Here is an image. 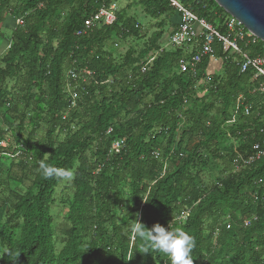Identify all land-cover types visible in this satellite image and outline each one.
Listing matches in <instances>:
<instances>
[{
	"label": "trees",
	"instance_id": "1",
	"mask_svg": "<svg viewBox=\"0 0 264 264\" xmlns=\"http://www.w3.org/2000/svg\"><path fill=\"white\" fill-rule=\"evenodd\" d=\"M118 1L0 0V264H171L133 232L137 222L193 236V264H264V155L244 164L255 146L264 152V79L241 73L242 58L217 40L213 58L180 73L197 48L161 51L179 16L169 0H138L156 21L150 36L124 11L77 35ZM178 1L225 32L214 0ZM133 40L146 42L114 55ZM242 47L264 55L261 41ZM239 96L248 115L235 114Z\"/></svg>",
	"mask_w": 264,
	"mask_h": 264
},
{
	"label": "built area",
	"instance_id": "2",
	"mask_svg": "<svg viewBox=\"0 0 264 264\" xmlns=\"http://www.w3.org/2000/svg\"><path fill=\"white\" fill-rule=\"evenodd\" d=\"M169 1L179 15L180 23L177 30L170 34L161 51L168 50L169 48H183L189 45L191 46L193 43L196 44L197 48V51L189 59H182L179 61L178 69L180 73L189 72L195 74L204 59L213 58V45L217 40L224 53L236 54L242 58L241 73H246L251 70L254 73V81L257 79H264V55L251 57L242 47L243 44L246 46L250 43L256 44L259 40L236 19L229 16L224 23L225 32L217 34L216 29L211 24L203 19L197 18L178 0ZM117 12V3L108 6L102 5V7H100L96 13L84 23V30L79 31L77 35L84 36L88 31L96 27L113 25L117 21ZM16 25H23V21L21 19L17 20ZM196 27L199 28V32L196 31ZM9 48L10 46H7L6 49ZM85 74L90 75L88 72ZM67 76L71 80H75L78 77L74 71H69ZM257 91L260 94H264V82L258 85ZM67 92L70 94V98H72L70 109H74L77 106V95L70 85L67 86ZM242 108L245 109V114L248 115L249 107L245 106L243 96H239L236 101L235 114H237ZM123 147V141H115L112 144L111 150L113 153L118 154ZM0 148H8V143L1 141ZM254 150L256 151V155L248 161H244V164H249L254 159L259 160L264 155V152L259 145L255 146ZM189 216L190 210H184L176 221L184 222ZM249 224V222H246L245 225Z\"/></svg>",
	"mask_w": 264,
	"mask_h": 264
},
{
	"label": "clouds",
	"instance_id": "3",
	"mask_svg": "<svg viewBox=\"0 0 264 264\" xmlns=\"http://www.w3.org/2000/svg\"><path fill=\"white\" fill-rule=\"evenodd\" d=\"M39 167L41 173L47 177L56 175L62 179L71 178V173H61V171L44 163H41ZM133 232L139 238L149 242L154 248L167 254L171 264H193L191 253L195 247V239L183 229L166 230L159 224L148 229L144 224L137 222L133 227Z\"/></svg>",
	"mask_w": 264,
	"mask_h": 264
},
{
	"label": "water",
	"instance_id": "4",
	"mask_svg": "<svg viewBox=\"0 0 264 264\" xmlns=\"http://www.w3.org/2000/svg\"><path fill=\"white\" fill-rule=\"evenodd\" d=\"M214 2L264 43V0H214Z\"/></svg>",
	"mask_w": 264,
	"mask_h": 264
},
{
	"label": "rangeland",
	"instance_id": "5",
	"mask_svg": "<svg viewBox=\"0 0 264 264\" xmlns=\"http://www.w3.org/2000/svg\"><path fill=\"white\" fill-rule=\"evenodd\" d=\"M118 6V12L124 11L126 12V14L128 15V17H134L137 21L138 24H140L142 26V28H145L146 30H150L149 32V36L154 32V30L152 29L153 26L156 24V21L151 19L150 17H148L144 12L141 6H139L138 4V0H119L117 3ZM7 36H10V32H6ZM146 42V40H142V41H129L126 44H118V46H114L113 49V53L116 57H121L122 55H124L126 53V51L130 48V47H139L142 48L144 43ZM188 47V51L191 52L192 48L191 46H187ZM220 63H218L215 68H216V72L218 73L220 67ZM214 67V66H213ZM211 73H213V71H211ZM70 180V179H69ZM64 185L63 187L60 188V191H58V199H61L62 197L65 196L66 191H64ZM61 191L63 193H61ZM69 193V192H68ZM63 203V202H62ZM61 207L56 211L60 213V218H64L66 212H67V208H65L64 206L60 205ZM57 214V213H55Z\"/></svg>",
	"mask_w": 264,
	"mask_h": 264
},
{
	"label": "crops",
	"instance_id": "6",
	"mask_svg": "<svg viewBox=\"0 0 264 264\" xmlns=\"http://www.w3.org/2000/svg\"><path fill=\"white\" fill-rule=\"evenodd\" d=\"M179 23H180V17H179V16H176V17H175V24H173L172 27L169 28L170 32L173 30V28H174L175 31H176L177 28H178V26H179ZM7 26H9V29H10V28H15L17 25H16V22H14V21H12V20H8V21H7ZM195 29H196L197 32H199V28H198V27H196ZM191 48H192V49L196 48V44H195V43L191 44ZM2 53H4V51H3ZM218 63H220V62H215V63H213V65L211 66V71H213V73L216 72V68H215V66H216ZM213 66H214V67H213ZM219 67H220V68L217 69V70L220 71V69H221V64H220Z\"/></svg>",
	"mask_w": 264,
	"mask_h": 264
}]
</instances>
